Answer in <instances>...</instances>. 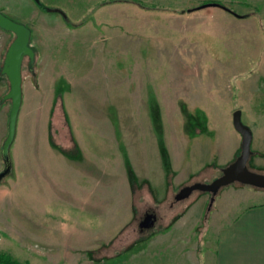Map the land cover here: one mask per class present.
I'll return each instance as SVG.
<instances>
[{
  "label": "rangeland",
  "instance_id": "1",
  "mask_svg": "<svg viewBox=\"0 0 264 264\" xmlns=\"http://www.w3.org/2000/svg\"><path fill=\"white\" fill-rule=\"evenodd\" d=\"M38 1L54 10L35 0H0V12L40 38L35 73L43 87L51 82L55 89L53 143H74L66 105L101 180L87 183L85 252L66 248L71 237L63 231L81 223L85 205H55L57 219L41 220L39 228L31 219H14L20 206L9 205L0 237L4 256L21 264H113L121 250L120 264H195L198 246L214 245L217 219L232 198L264 202V189L240 183L222 188L212 207L211 194L201 191L175 200L185 186L221 176L240 155L237 110L253 136L248 167L264 174V0ZM210 1L238 15L219 7L188 12ZM14 38L0 29L5 52ZM33 77L26 58L23 80ZM3 83L6 93V76ZM3 107L10 114L11 102ZM151 209L160 220L140 231L138 222ZM72 215L76 221L59 218ZM119 230L125 232L115 246H107L108 238L98 242L96 235ZM160 231L170 233L162 239Z\"/></svg>",
  "mask_w": 264,
  "mask_h": 264
},
{
  "label": "crops",
  "instance_id": "2",
  "mask_svg": "<svg viewBox=\"0 0 264 264\" xmlns=\"http://www.w3.org/2000/svg\"><path fill=\"white\" fill-rule=\"evenodd\" d=\"M35 41L39 44L40 38L34 37L33 39L31 37V45L38 56V51L34 47ZM5 51V47L0 45V98L7 93H3L2 90L5 84L3 83L4 75L1 74ZM36 73L33 74L32 79L23 80V99L15 138L10 149L11 172L0 184V237L2 238V233L4 234L3 220H7V215L5 216L4 213L7 211L6 206H12L13 210L14 206H20V216L13 218L16 220L31 219L39 228L41 226L39 221L51 222L57 219L54 212L55 205L80 204L85 205L84 209L82 207L79 209L81 223L75 224L73 230L69 228V230L63 231L65 236L69 234L71 237L70 242H67V246L65 245L66 248L70 245L71 248L76 249V252H85L88 233L86 227L82 228V213L85 212L86 218L87 183L89 179L95 182L101 179H98V170L89 165L88 155L79 141L78 133L73 127L69 116L70 111L66 105L64 107L71 125V134L69 135L74 143L70 141V148L64 146L61 147L62 149L53 143L51 117L55 107V89L51 82L43 87L40 74ZM1 113L5 116H0V172L4 169L2 146L8 135L9 124V113H6L4 107L0 109ZM84 120L88 124H92L91 126L97 124L96 118L93 117H85ZM82 124H84L83 121ZM95 132H97V127ZM91 163L94 165V162ZM128 184L133 195L134 189L130 180ZM74 188L78 191L73 194L72 189ZM129 193L128 191L130 198ZM101 197L98 200L100 202ZM236 199L230 200L232 203L228 204V211L221 214L220 219H217L214 245L212 247L210 245L206 250L199 249L198 246L197 253L195 252V264H264V202L242 204V200L240 203ZM24 206H31L30 214L24 211ZM95 210H98L95 212L97 215L102 216L104 213L103 208ZM59 218L67 222L77 220L73 215L69 218L66 217L67 220L61 216ZM123 232L125 230H119L113 234L106 233V235L101 233L96 237L99 238L98 242L100 243L108 238L107 246L112 247L117 243L115 241L117 236ZM169 233V231H160L156 236L163 239ZM167 240H163V242L167 243ZM1 241L0 256L4 255L1 248L5 247ZM149 248L152 249V244ZM120 251H118V256L108 258L111 263L120 264L122 261ZM144 252L150 251L140 249L141 254ZM182 252L184 251L182 250Z\"/></svg>",
  "mask_w": 264,
  "mask_h": 264
},
{
  "label": "water",
  "instance_id": "3",
  "mask_svg": "<svg viewBox=\"0 0 264 264\" xmlns=\"http://www.w3.org/2000/svg\"><path fill=\"white\" fill-rule=\"evenodd\" d=\"M38 1V0H36ZM221 6L212 3L211 6ZM0 28L6 32L13 33L15 38L7 49L4 57L1 74L9 81V91L1 98L0 106L6 101L11 102L9 114L8 135L3 142L2 158L4 169L0 172V184L11 172L10 149L13 144L17 120L23 99V65L28 58V70L35 74L36 52L31 45L32 30L25 24L18 23L2 12H0ZM241 111L237 110L233 114V124L235 129L242 136L241 153L234 162L222 169V175L210 183L197 182L182 188L175 196L176 201L189 198L194 192L201 191L211 194L210 207L213 206L219 191L234 183L248 185L251 187L264 189V174L252 171L248 167L249 159L252 155L251 143L252 132L241 119ZM155 224V217L149 215L141 223L142 228H151Z\"/></svg>",
  "mask_w": 264,
  "mask_h": 264
},
{
  "label": "flooded vegetation",
  "instance_id": "4",
  "mask_svg": "<svg viewBox=\"0 0 264 264\" xmlns=\"http://www.w3.org/2000/svg\"><path fill=\"white\" fill-rule=\"evenodd\" d=\"M35 1H36V0H35ZM36 3H37V5H38L39 7H41V9L44 10V11L51 12V11L54 10V9H52L50 6H47V4L39 3V1H36ZM211 4H212V2L210 1V2H208V3H206V4H203V5H201V6H198L197 8L189 9L188 12H192V11H195V10H199V9H202V8H208V7H209V8H211V7H219V8H221V9H223V10H225V11H227V12L233 14V15H238L234 10H232V9H230V8H228V7L224 6V5H222V4H221V6H218V5H217V6H211ZM217 4H220V3H217ZM177 202H178V201H177ZM149 215H153V216L155 217V224H154V225H156V224L159 222L160 218H159V215H158V213L156 212V210H154V209L146 210V211L143 213V215L141 216V218H140V220H139V222H138V228H139L140 231H146V230H149V228L146 229V228H142V227H141V223H142V222L145 220V218L148 217ZM151 228H152V227H151Z\"/></svg>",
  "mask_w": 264,
  "mask_h": 264
},
{
  "label": "trees",
  "instance_id": "5",
  "mask_svg": "<svg viewBox=\"0 0 264 264\" xmlns=\"http://www.w3.org/2000/svg\"><path fill=\"white\" fill-rule=\"evenodd\" d=\"M64 17L66 18V16H64ZM66 20H67V18H66ZM0 263L1 264H21V263H18L16 261L12 260L11 258H8L7 256H4V255L0 256Z\"/></svg>",
  "mask_w": 264,
  "mask_h": 264
}]
</instances>
